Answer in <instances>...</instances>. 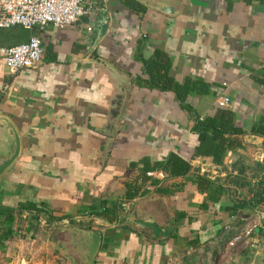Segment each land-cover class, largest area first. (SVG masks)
I'll return each mask as SVG.
<instances>
[{
    "label": "crops",
    "instance_id": "obj_1",
    "mask_svg": "<svg viewBox=\"0 0 264 264\" xmlns=\"http://www.w3.org/2000/svg\"><path fill=\"white\" fill-rule=\"evenodd\" d=\"M86 7L89 13L70 27L34 29L43 40L44 58L33 69L11 72L2 53L28 42L31 32L0 29V116L14 122L23 140L20 159L0 184V207L23 210L13 238L2 241L0 232V262L74 264L68 258L72 251L66 256L51 242H63L61 231L78 220H91L103 232L97 264H198L201 257L200 264H247L252 246L236 259L229 257L233 261L222 260L229 239L250 218L263 217L252 240L264 244V211L236 209L239 198L264 194V138L251 134L264 116L258 80L264 74V0H187L176 17L139 0H86ZM105 17L109 29L95 43ZM157 51L170 57L175 81L211 85L209 94L189 95L195 113L183 109L172 92L144 84L149 76L142 61ZM108 64L130 75L133 85L106 158L108 133L125 92V80ZM224 96L231 98L227 108L237 113L246 134L239 137L243 149L229 152L224 165H217L210 157L193 156L199 139L192 128L197 117L213 116ZM171 153L189 161L191 172L162 183L166 195L148 182L147 195L124 202L126 184L140 174L131 164L162 161ZM203 174L225 186L217 203L199 191L194 179ZM148 176L165 179L161 171ZM102 201L108 207L120 203V221L91 215L92 206ZM37 209L54 222L45 215L34 222ZM131 217L176 228L171 238L157 240Z\"/></svg>",
    "mask_w": 264,
    "mask_h": 264
},
{
    "label": "trees",
    "instance_id": "obj_2",
    "mask_svg": "<svg viewBox=\"0 0 264 264\" xmlns=\"http://www.w3.org/2000/svg\"><path fill=\"white\" fill-rule=\"evenodd\" d=\"M144 72L149 76L146 81L147 86L151 89H158L163 92H172L183 109L189 113H195L193 107L187 103V99L191 93L199 95L209 94L211 85L204 80L187 79L184 82H177L169 75L171 70V59L163 52L157 51L150 59H143ZM264 87V74L258 79ZM237 113L227 107L217 106V111L213 116L197 117L196 123L192 128V132L198 135L199 144L195 148L194 157H210L217 165H224L225 159L229 152L239 151L243 149L239 137L246 134L245 130L237 125ZM251 134L264 138V116L254 125ZM141 165V167H140ZM140 167V168H139ZM131 169H139V176L126 184V193L124 202L134 201L139 196H145L149 191L146 190L147 183L156 185V191L166 195L169 193L168 187L162 183L174 180L180 177H186L192 170L189 161H186L176 153H171L162 161L153 162L149 158H144L137 163L131 164ZM161 171L165 175L163 181H158L153 177H149L150 172ZM195 182L198 184L199 191L207 194L208 199L217 203L219 195L224 191V184L218 179L212 180L206 174L195 176ZM256 199L251 197L239 198V204L236 209L249 207L259 212L264 211V194H257ZM208 209V203L201 206ZM91 215L105 220L108 223L115 224L121 220L123 208L120 203H114L111 207L107 206L106 201L99 202L91 208ZM23 210L14 208L4 209L0 207V232L1 240H9L13 238L16 231L13 224L16 218ZM41 215H45L48 222H54L51 215H47L42 210H36L32 219L38 222ZM181 216H184L181 214ZM24 236V235H23Z\"/></svg>",
    "mask_w": 264,
    "mask_h": 264
},
{
    "label": "water",
    "instance_id": "obj_3",
    "mask_svg": "<svg viewBox=\"0 0 264 264\" xmlns=\"http://www.w3.org/2000/svg\"><path fill=\"white\" fill-rule=\"evenodd\" d=\"M139 1L163 14L176 17L181 14L187 0ZM109 24V17H105L100 22L95 43H98L107 34ZM108 65L119 78L125 80V92L122 101L118 105V114L115 116L113 129L110 133H108L109 141L104 149V156L106 158L110 155L109 152L114 145L115 137L118 135L119 129L127 113L133 85L130 75L112 64ZM22 150L23 140L17 126L9 117L0 116V184L7 171L10 170L20 159ZM131 221L139 228L146 229L150 233L151 237L157 240H166L171 238L176 228L173 224L166 230L153 219L143 220L131 217ZM92 224L91 220L86 224H83L81 220H78L76 225L67 227L61 231V233L65 235L63 237L64 241L61 243L51 242L52 246L56 247L60 253H64L66 256L68 255L67 253L69 250L72 251L74 255L68 258L74 264H97V258L103 245V232L94 228ZM247 264H264V244L259 246L252 253Z\"/></svg>",
    "mask_w": 264,
    "mask_h": 264
},
{
    "label": "built area",
    "instance_id": "obj_4",
    "mask_svg": "<svg viewBox=\"0 0 264 264\" xmlns=\"http://www.w3.org/2000/svg\"><path fill=\"white\" fill-rule=\"evenodd\" d=\"M88 13L86 0H0V29L21 27L31 32L28 42L2 50L10 71L17 73L23 69L36 68L42 63L44 44L43 40L33 33L36 27L53 25L64 29L76 24ZM89 30L91 31V28ZM230 103L231 98L224 96L220 99L219 106L228 107ZM40 222L41 225L47 224L46 221ZM244 232L245 234L235 233L229 239L228 246H235L237 242L249 238L251 239L249 245L256 250L259 245L257 246V241L252 240L255 231L248 229ZM18 264L46 263L22 258Z\"/></svg>",
    "mask_w": 264,
    "mask_h": 264
},
{
    "label": "rangeland",
    "instance_id": "obj_5",
    "mask_svg": "<svg viewBox=\"0 0 264 264\" xmlns=\"http://www.w3.org/2000/svg\"><path fill=\"white\" fill-rule=\"evenodd\" d=\"M262 221H263V217H260V216L256 217L255 219L250 218L248 221L245 222V224L242 227H240L237 230L238 231L237 233H244L245 234L244 230H248V229H253L255 231L256 227H259V225L262 223ZM250 241H251V239L244 238L243 241L237 242V244L235 246H231V247L228 246V249L226 250L227 252L223 251V253L225 254V258L222 260L223 263H225V261H233V260H229V257H232V259H236L238 256H240V254L242 252H244V250L249 248ZM197 256H199L198 253H197ZM201 259H202V257L199 259L198 264L201 263ZM214 262H215V260L213 261V263Z\"/></svg>",
    "mask_w": 264,
    "mask_h": 264
}]
</instances>
